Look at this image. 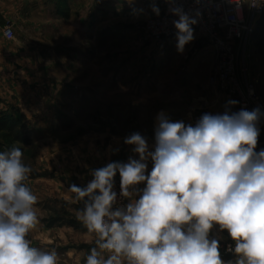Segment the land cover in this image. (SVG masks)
<instances>
[{
  "label": "clouds",
  "instance_id": "1",
  "mask_svg": "<svg viewBox=\"0 0 264 264\" xmlns=\"http://www.w3.org/2000/svg\"><path fill=\"white\" fill-rule=\"evenodd\" d=\"M171 11L182 52L195 20L180 7ZM262 115L258 107L204 113L192 125L161 112L152 150L140 133L127 136L138 158L109 162L86 186L68 187L83 204L77 218L95 237L85 264H264V149L256 151ZM22 158L19 147L0 152V264H58L55 249L27 238L38 222L37 196L24 183L32 169ZM117 174L127 204L118 205ZM215 225L234 242V260H222L219 240L210 238Z\"/></svg>",
  "mask_w": 264,
  "mask_h": 264
},
{
  "label": "rangeland",
  "instance_id": "2",
  "mask_svg": "<svg viewBox=\"0 0 264 264\" xmlns=\"http://www.w3.org/2000/svg\"><path fill=\"white\" fill-rule=\"evenodd\" d=\"M24 5L0 0V118L15 119L14 129L28 142L10 141L5 129L0 152L21 148L23 162L32 169L29 176L40 154L65 150L67 144L87 150L88 144L126 145L124 139L136 132L154 141L159 113L179 120V107L171 100L166 104L177 92L201 95L210 104L216 89L182 75L199 48L211 45L197 33L182 52L177 36L161 43L145 40L143 23L155 14L152 0H32L28 8ZM88 19L86 34L82 22ZM7 26L11 38L4 34ZM253 34L256 60L247 64L263 78L257 91L264 100V17ZM215 64L216 54L200 67L198 80L208 81Z\"/></svg>",
  "mask_w": 264,
  "mask_h": 264
},
{
  "label": "crops",
  "instance_id": "3",
  "mask_svg": "<svg viewBox=\"0 0 264 264\" xmlns=\"http://www.w3.org/2000/svg\"><path fill=\"white\" fill-rule=\"evenodd\" d=\"M22 1L25 3L24 6L28 8L27 3L32 0ZM65 1L74 3L77 0ZM82 1L88 3L89 0ZM82 25L83 29L86 28L84 33L88 34L89 32L87 30L90 27L89 19L82 22ZM195 34L196 32L193 30L194 37ZM253 35L247 43L249 52L248 54L246 53V64L247 59L252 62L256 60L255 52L257 48L255 46L257 45H255ZM214 55L215 51L212 46L200 47L199 54L193 60H190L188 66L184 69L185 73L182 75V77H186L184 80L192 81L194 84L199 82L208 85L212 89H216L209 83V80L206 81L205 78L202 79L203 81L201 79L198 80V77L203 74L200 67L209 63ZM179 73L181 74V72ZM249 78L255 82L257 91L261 86L263 78L260 73L253 71L251 66L249 69ZM212 94L213 97L209 98L211 102L208 104L204 102V98L201 95L193 96V94L177 92L167 98L169 102L166 104L170 103V100L172 106L175 103L179 107L178 121L182 120L186 124L189 123L191 116L196 112L201 115L204 113L223 114L225 111L234 112L226 103L224 96L217 89ZM147 142L150 150H152L154 141L147 140ZM88 146L87 150L83 146L75 147L74 145L67 144L65 150L56 149L55 151L48 152L45 156L40 154L37 165L34 166L33 175L24 181L37 196V202L34 208L37 213L38 222L28 233L27 238L34 247L45 251L55 249L58 254V264H85L89 250L95 246L94 235L89 234L82 222L77 218V212L83 207V204L74 201V194L68 191V187L71 184L80 187L86 186L92 179L91 172L105 166L109 162H127L130 156L138 158L132 152L133 146L130 145L114 143L108 147L105 145L101 147L97 145V147H94L91 144H88ZM151 168L152 162L149 160L147 171L150 172ZM116 176L119 177V174ZM137 187L142 189L145 185L140 184ZM228 236L227 231H221L218 225H215L210 232V238H216L218 240L226 239ZM221 258L224 261L233 260L230 256H221Z\"/></svg>",
  "mask_w": 264,
  "mask_h": 264
},
{
  "label": "built area",
  "instance_id": "4",
  "mask_svg": "<svg viewBox=\"0 0 264 264\" xmlns=\"http://www.w3.org/2000/svg\"><path fill=\"white\" fill-rule=\"evenodd\" d=\"M159 13L143 23L145 40L161 43L177 36L173 21L178 17L172 9L180 7L190 19L195 20L192 30L205 39L215 50L216 64L209 83L225 98L228 106L238 112L259 108L264 113V100L256 91V85L249 78L246 64V46L253 35L258 20L264 17V0H152ZM5 33H10L6 35ZM7 38L13 36L10 26L4 30ZM229 101H237L229 104ZM202 115L191 116L188 124L194 125ZM260 134L256 151L264 149V117L258 123ZM114 190L118 193V205L127 204V198L119 197L120 178H115ZM220 253L234 256L229 239L219 241Z\"/></svg>",
  "mask_w": 264,
  "mask_h": 264
},
{
  "label": "trees",
  "instance_id": "5",
  "mask_svg": "<svg viewBox=\"0 0 264 264\" xmlns=\"http://www.w3.org/2000/svg\"><path fill=\"white\" fill-rule=\"evenodd\" d=\"M16 124L17 121L13 118H7L6 120H4V118H0V132L7 129L9 130L7 131V135L10 136V141L27 143L28 138L22 136L19 131L14 129L16 127Z\"/></svg>",
  "mask_w": 264,
  "mask_h": 264
}]
</instances>
